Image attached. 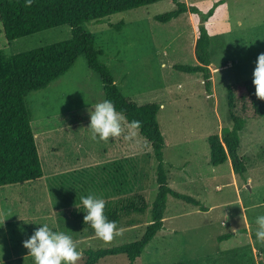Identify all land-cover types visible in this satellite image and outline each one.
I'll use <instances>...</instances> for the list:
<instances>
[{"label":"rangeland","instance_id":"rangeland-1","mask_svg":"<svg viewBox=\"0 0 264 264\" xmlns=\"http://www.w3.org/2000/svg\"><path fill=\"white\" fill-rule=\"evenodd\" d=\"M183 1L198 13L188 11L169 22H159L156 15L174 9L172 1L161 0L81 26L92 36L95 48L101 50L98 61L108 67L121 94L138 105L158 104L168 186L199 200L208 209L202 212L169 197L164 229L133 264H264V244L254 238L255 218L264 215V117L248 119L240 132L238 154L246 167L243 175L234 173L230 159L212 166L207 142L210 134L221 135L232 125L227 86L253 78L257 57L264 53V0ZM213 7L214 13L205 22L211 56L209 93L201 74L186 73L174 66L197 64L194 47L201 15ZM120 23L122 27L117 29ZM71 36V27L61 25L8 40L0 23V50L11 56ZM102 100L100 76L88 68L84 55L64 75L25 97L44 176L0 186V224L6 219L0 227V264H33L23 241L40 223L72 236L83 253L77 264L84 263V252L89 248H111L143 235L150 221V207L143 213L121 214L117 224L121 234L106 242L85 224L82 205L81 210L67 205L68 184L75 174L81 179L76 172L85 169L97 174L90 182L74 178L76 187L92 188L85 196L98 195L106 187L105 179L113 175V188L108 191L111 201L120 203L140 194L150 205L155 198L156 161L151 146L136 129L129 128L126 119L121 136L108 141L91 139L88 110ZM137 156L146 159L138 163L143 170L139 173L133 163ZM125 158L129 159L123 166L129 190L115 193L121 179L115 168L123 165L121 159ZM104 165L108 171L105 168L107 173L100 176L99 169ZM226 233L233 236L219 242L218 236ZM96 264H128V259L123 254L112 255Z\"/></svg>","mask_w":264,"mask_h":264},{"label":"trees","instance_id":"trees-1","mask_svg":"<svg viewBox=\"0 0 264 264\" xmlns=\"http://www.w3.org/2000/svg\"><path fill=\"white\" fill-rule=\"evenodd\" d=\"M158 1L161 0H32L31 6H28L26 0H0V23L4 36L8 40L61 25H69L72 33L68 40L11 56H6L0 50V186L40 180L44 176L35 134L31 127V112L26 105L25 97L32 91L47 87L51 82L64 75L82 55L85 56L88 68L99 74L104 99L111 100L117 111L123 112L128 125L134 120L140 122L141 126L136 130L150 144L156 161L157 192L150 205L140 194L133 198L123 199L120 203L111 201L108 191L115 178L113 175L105 179L106 187L101 188L98 194L109 200L105 206V215L108 220L115 221L117 224L121 214L143 213L150 207V221L143 235L138 240L111 248H89L84 252L83 264H96L107 256L119 254L127 257L128 264H133L157 233L164 228V213L169 197L183 200L197 207L199 211H207V208L199 200L178 193L168 186L163 155L165 141L157 122L158 104L138 105L124 97L116 87L108 67L98 61L97 56L101 54V50L95 48L92 36L84 32L81 27L83 23L98 22L111 14L133 10ZM170 1L174 3V9L156 15L157 21L166 23L188 11L198 13L197 8L187 6L183 0ZM220 3L221 1L217 2L216 6ZM214 11L215 7L211 8L204 16L201 15L194 47L197 64L174 66L186 73L201 74L205 89L209 93L211 92L209 69L211 56L210 40L205 22ZM115 27L120 29L122 24ZM252 80L253 78L227 86V107L232 125L230 128H224L221 135L210 134L207 138L211 165L219 166L230 159L232 169L238 175H243L246 172L245 164L238 154L240 132L248 119L258 120L264 117V100L255 95ZM121 160L123 165L120 164L118 168H115V174L120 175L121 178L117 181L118 186L115 193H128L130 182L123 166L129 159ZM140 161L144 162L146 159L137 156L133 161L135 168L138 167L137 173H139L138 170L143 171L142 163L138 164ZM110 165L112 164L110 163ZM106 166L99 169L100 176L102 173H107ZM76 173H79L82 178L77 179L76 174L73 177L76 178L75 181L81 183L85 181L84 178L90 182V179L97 175L87 169ZM74 178H71L72 184H68L69 195H66V198L70 202L67 205H75L80 193L85 196V192L92 189L88 186L76 187L73 184ZM141 178H139L140 182ZM142 188L145 189V185H142ZM232 236L233 233H226L218 236L217 240L225 241Z\"/></svg>","mask_w":264,"mask_h":264},{"label":"clouds","instance_id":"clouds-1","mask_svg":"<svg viewBox=\"0 0 264 264\" xmlns=\"http://www.w3.org/2000/svg\"><path fill=\"white\" fill-rule=\"evenodd\" d=\"M31 3L32 0H26L28 6H31ZM252 83L257 98L264 100V53L257 57ZM88 111L90 123L87 129L91 133L92 140L108 141L109 138L114 139L122 135L124 131L122 124L126 117L123 112L117 111L111 100L104 99L91 106ZM128 126L130 129H139L141 125L139 121L134 120ZM131 135L128 138H131ZM105 206V200L95 193L81 196L80 205L75 204L78 210L86 213L84 222L94 230L95 236L107 242L120 235L121 229L115 221L108 220ZM254 222L256 225L254 238L258 244H264V215H258ZM37 225L40 226L23 241V246L29 250V255L33 258V264H77L83 253L70 234L54 230L48 223Z\"/></svg>","mask_w":264,"mask_h":264},{"label":"crops","instance_id":"crops-1","mask_svg":"<svg viewBox=\"0 0 264 264\" xmlns=\"http://www.w3.org/2000/svg\"><path fill=\"white\" fill-rule=\"evenodd\" d=\"M197 39V38H196ZM195 42H196V40H195ZM235 173V172H234ZM207 211H208V209H207ZM164 229V228H163Z\"/></svg>","mask_w":264,"mask_h":264},{"label":"bare ground","instance_id":"bare-ground-1","mask_svg":"<svg viewBox=\"0 0 264 264\" xmlns=\"http://www.w3.org/2000/svg\"><path fill=\"white\" fill-rule=\"evenodd\" d=\"M211 69V68H210Z\"/></svg>","mask_w":264,"mask_h":264}]
</instances>
